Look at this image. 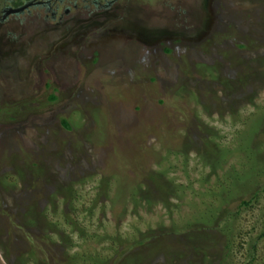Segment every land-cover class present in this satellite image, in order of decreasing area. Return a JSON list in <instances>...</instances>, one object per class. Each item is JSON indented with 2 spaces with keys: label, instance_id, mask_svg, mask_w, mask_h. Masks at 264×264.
Instances as JSON below:
<instances>
[{
  "label": "rangeland",
  "instance_id": "rangeland-1",
  "mask_svg": "<svg viewBox=\"0 0 264 264\" xmlns=\"http://www.w3.org/2000/svg\"><path fill=\"white\" fill-rule=\"evenodd\" d=\"M119 6L0 26V264H264V0Z\"/></svg>",
  "mask_w": 264,
  "mask_h": 264
},
{
  "label": "flooded vegetation",
  "instance_id": "flooded-vegetation-1",
  "mask_svg": "<svg viewBox=\"0 0 264 264\" xmlns=\"http://www.w3.org/2000/svg\"><path fill=\"white\" fill-rule=\"evenodd\" d=\"M122 1L124 0H0V26L5 23L3 21L5 18L13 15L19 23V19L26 16L27 23L32 19L42 22L43 27H40L38 33L40 35L52 32L54 27L64 26L65 30L72 32V29L79 24H83L81 29L85 30L105 19L109 21L112 14L120 11L119 3ZM46 26H49L50 30H46ZM49 38L55 40L53 44L56 43L57 37L49 36ZM45 39L48 40V37ZM2 41L3 39L0 38V43ZM11 47L14 48L15 44L12 43Z\"/></svg>",
  "mask_w": 264,
  "mask_h": 264
},
{
  "label": "trees",
  "instance_id": "trees-1",
  "mask_svg": "<svg viewBox=\"0 0 264 264\" xmlns=\"http://www.w3.org/2000/svg\"><path fill=\"white\" fill-rule=\"evenodd\" d=\"M168 52H169V50H168ZM51 100H52V101H55V100H57V99H56V97H52ZM64 126H65V127L69 126L68 123H67L66 121L64 122ZM244 205H249V203H245Z\"/></svg>",
  "mask_w": 264,
  "mask_h": 264
}]
</instances>
